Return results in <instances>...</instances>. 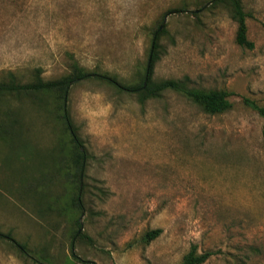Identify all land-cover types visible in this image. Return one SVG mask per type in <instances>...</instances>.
<instances>
[{"label": "rangeland", "instance_id": "374dc122", "mask_svg": "<svg viewBox=\"0 0 264 264\" xmlns=\"http://www.w3.org/2000/svg\"><path fill=\"white\" fill-rule=\"evenodd\" d=\"M211 1L0 0V79L27 82L40 68L54 80L74 62L92 74L66 101L87 154L81 209L54 166L70 139L53 100L0 99L12 113L0 142V264H40L14 241L52 264H181L192 245L214 253L204 264H264V118L244 101L264 106V0H241L253 49L236 42L231 7ZM165 18L153 79L227 89L230 110L210 115L174 91L141 103L97 77L139 82Z\"/></svg>", "mask_w": 264, "mask_h": 264}, {"label": "trees", "instance_id": "16d2710c", "mask_svg": "<svg viewBox=\"0 0 264 264\" xmlns=\"http://www.w3.org/2000/svg\"><path fill=\"white\" fill-rule=\"evenodd\" d=\"M211 3L212 6H216L218 4H226L231 7L233 19L238 24L236 42L242 47L253 49L254 43L248 38V15L245 12L242 1L212 0ZM162 24L163 22L159 24L152 32V44L149 50L145 74H143V77L139 82L135 84H125L119 81L116 77H110L107 75L96 76L117 87L121 92H127L131 94L136 93L138 96V100L141 103H145L150 99L161 98L167 91H174L186 96L194 103L202 107V109L210 115L223 114L230 110L232 108L230 98L233 93L227 89H203L192 87L190 85V79L188 77H184L183 79H153L152 76L154 73L155 65L161 58V38L167 34V27L161 29ZM153 42H155L154 48H152ZM72 70V73L69 75H65L54 80H47L43 78L41 69L37 68L34 70L32 79L27 82L21 80L13 72H9L7 74V77L4 76L0 79V99H27L33 102L40 103L42 107H47L49 105L52 106L53 100L54 108H52V111H58L59 114H57V119L63 125V136H68L70 139L69 141L63 140V142H61L62 157L58 155L59 157L54 162V166H58V172H61V170L64 171V169L66 170L67 177L69 178V182L72 186V191L76 192L75 197L73 198V200H71L72 207L80 208L82 207V185L80 184V181L85 173L87 154L82 150L83 143L77 134L76 128L71 122L70 116L67 112L66 101L71 85L76 81L92 76V74L86 72L83 67H81L77 62L73 63ZM244 101L245 104L252 107L259 113L260 116L264 118V106H260L255 101L247 98ZM1 113L2 112H0V142L5 139V134L2 129L5 127L4 121L6 117L9 116V114H12L9 112H5V114ZM60 160L61 162L59 163ZM50 172L51 168L49 167L48 173ZM51 174L52 173H50L49 175L50 178ZM78 178L79 183H77ZM46 182L47 181L39 183V186L37 187L38 195L40 193L39 188L44 189ZM77 225H81L78 220ZM160 233V229L149 231L145 235L146 243H150L152 240L158 237ZM3 237L12 239L8 235ZM79 238L83 239L85 238V235H80ZM14 243L26 256L30 258L35 257V260L40 262V264H52L48 261V257L40 256L42 259L40 260L38 256L32 255L26 248V246L18 243L17 241H14ZM74 246L75 244L73 241L72 248ZM213 254L214 253L211 251L199 252L198 246L192 245L189 251L184 255L181 264H204ZM73 258L77 259V256L74 255Z\"/></svg>", "mask_w": 264, "mask_h": 264}, {"label": "water", "instance_id": "95a60500", "mask_svg": "<svg viewBox=\"0 0 264 264\" xmlns=\"http://www.w3.org/2000/svg\"><path fill=\"white\" fill-rule=\"evenodd\" d=\"M199 11L200 10H197V11H195V13H199ZM165 26H166V18H165V20H164V22H163V24L161 26V29H163ZM154 44H155V42H153L152 48H154Z\"/></svg>", "mask_w": 264, "mask_h": 264}]
</instances>
